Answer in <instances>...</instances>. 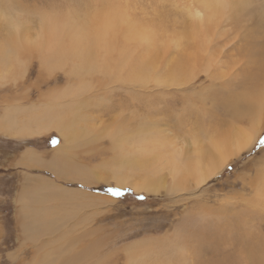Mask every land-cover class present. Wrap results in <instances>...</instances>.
Wrapping results in <instances>:
<instances>
[{"label": "rangeland", "instance_id": "1", "mask_svg": "<svg viewBox=\"0 0 264 264\" xmlns=\"http://www.w3.org/2000/svg\"><path fill=\"white\" fill-rule=\"evenodd\" d=\"M199 1L0 0V12L5 14H0V44L12 28L9 21L19 22L22 29L26 27L35 34L41 31L45 15L69 11L85 20L99 9L121 3L129 4L133 17L150 21L155 28L151 31L155 37L152 52H145L144 41L135 40L138 44L129 49L125 40L118 39L117 44L125 45L126 53L108 56L96 53L93 60L80 68V75H75L69 69V62L66 61L68 66L56 67L58 63L44 62L46 57L32 48V52L26 53L30 55L24 66L0 78V249H3L0 264H4L7 255L21 248L31 250L32 262L40 249L50 253L47 260L51 264H264V183L243 161L236 162L241 156L257 159L264 156L259 144L252 147L257 139L232 154L228 162L233 163L234 170L225 171L223 167L219 179H215L216 174L207 182L195 185L184 177V184L175 189L169 184L171 175L166 171L164 177L168 182L156 193L119 186L117 179L112 178L115 174L111 176L108 166L107 170L104 166L105 161L111 162L113 155L118 154L112 149L113 132L120 131V139L130 137L134 143L139 142L138 137L144 132H154L162 138L169 136L173 139L170 138V145L179 152L186 151L189 143L198 137L207 142L214 134L233 132L252 124L246 111L249 105L236 102L240 93L257 92L264 86V60L260 62V59L255 66L247 63L249 51L264 50V0H234L241 2L239 8H229L224 17L210 23L203 19L201 44L206 33L213 37L207 39L210 43L201 55L195 47V38L189 29L183 28L188 8L191 12L209 13ZM63 20L57 15L55 21ZM208 52L216 56H208ZM145 54L150 57L146 58ZM66 62L64 58L59 60ZM174 66L180 70L178 79ZM182 68L187 71L194 68V77L187 81L180 79L188 76ZM80 80H85L84 86L91 85L76 96L89 99L87 107L84 106L90 115L88 130L98 135L100 131L103 133H100L102 137L96 134L91 142L81 136L76 150L77 162L89 166V178L86 175L83 178L92 181L91 185L83 183L81 189L94 195L69 206L66 203L68 208L76 204L78 207L73 208L76 212L66 210L70 217L50 232L28 235L21 211L16 210L17 197L23 188L21 170L26 168V174L31 177L50 172L34 169L39 167L36 165L23 167L22 157L28 158L24 151L29 148L47 151L49 156L44 158L47 163L50 151L62 138L56 130L17 136L4 128L3 114L15 109L33 116L46 103L50 106L61 103L56 100L59 92L69 85L76 86ZM257 126L256 137L264 132V116ZM53 138L59 141L55 146L51 143ZM100 164L102 170L97 167ZM91 172L96 176H91ZM61 182L59 185L78 188L70 180ZM111 188L128 191L117 197L109 192ZM140 195L148 199L140 202ZM48 204L57 206V201ZM59 244L63 246L57 247ZM133 247L139 249L138 255Z\"/></svg>", "mask_w": 264, "mask_h": 264}, {"label": "bare ground", "instance_id": "2", "mask_svg": "<svg viewBox=\"0 0 264 264\" xmlns=\"http://www.w3.org/2000/svg\"><path fill=\"white\" fill-rule=\"evenodd\" d=\"M199 2L209 10V13L199 11V13L195 11L191 12L188 8L189 15H187L186 20L183 21V28H185V30L189 29L191 37L196 40L195 47L201 55L205 53L204 47L210 43L207 39H212L213 37L206 33L203 44H201L203 19H206L210 23L215 18L219 19L220 17H224V12L228 11L229 8H239L241 2H235L234 0H200ZM128 6L127 3H121L119 5L116 4V7L113 8L108 7L105 10L99 9V11L94 12L91 18L87 17L85 20H81L80 17L76 16L77 14H72L69 11L63 14L45 15L43 25H40L41 31L35 34H32L26 27L22 29L20 27L21 23L9 21L12 28L5 42L0 44V78L4 77L6 74H11L9 73L10 71L24 66L27 57L30 55L26 53L32 52V48L39 50L41 56L46 57L44 62L54 61L58 63L55 65L56 67L68 66L67 62H69V69L71 73L75 75H80L78 73L80 68H83L87 62L93 60L94 54L100 53L102 56H108L116 52L120 54L126 53L127 49L125 45H128L130 49V46L138 44L135 40L144 41L146 43L145 52H152L153 48L151 47L155 45V37L152 35L151 31L155 29L153 28L154 25L150 21H144L133 17L130 14L131 11L129 12L128 10ZM244 9L245 8H243L242 11ZM0 14L5 15L2 11ZM57 15H59L60 19L63 18L64 20L56 22ZM157 24L159 23L155 25ZM158 26L159 25H157V27ZM197 38L199 39L198 41ZM118 39L125 40V45L117 44ZM148 43H151V45L148 46ZM256 52L257 54H254ZM262 52H264L263 49H253L249 51V57L247 56L248 59L246 58L247 63L255 66L263 61L264 55H262ZM24 53L26 54L24 57L26 58L25 60L22 56ZM207 55L216 56V53L209 55L208 52ZM145 57L148 58L150 56L145 54ZM60 58H64L65 62L67 61L66 64L59 63ZM153 61L156 62L155 59H153ZM74 65L77 66L74 68ZM93 67H96V65L94 64ZM193 69L187 71V69L182 68L183 72H188V76L180 79L187 81V79L190 78L191 80L192 77H194V73L192 72ZM173 70L174 73L176 72V79H178L180 73L178 66H174ZM84 82L85 80H80L76 86L69 85L64 88L63 91L59 92V96L56 99L61 103L53 104V106H50V103H46L40 106L41 108H38V111L35 110L36 114L33 116L29 115L31 113H22L20 110L15 109L7 111L3 114V123L5 129L14 131L17 136H23L25 134L34 135L39 132L56 130L60 134L62 142L59 144L57 150L54 151L56 152L54 159L57 160H54V162L52 160V165L57 168L54 169L60 174L63 172L61 170L60 172L58 168H63L64 171L69 173L74 172L76 175H79L84 182L91 185L92 181L86 179L89 178V173H87L88 168H78L71 164L72 160L65 162L60 157L63 151L76 156V150L79 148L81 136L85 140L87 139V142H91L95 139L97 134V132L92 133L88 130L89 127L87 122L90 121V115L88 114V110L84 109V106L88 103L89 99L81 100L76 98L80 92L87 91L91 88V85L84 86ZM64 98H66V100H64ZM237 99L238 101L236 103L249 105V110L246 109V111L249 115V121L250 123L252 122V124H249L250 126L247 128H237L233 132H226L221 135L212 132L214 136L212 135V137H209L207 142H204V139L202 141V136L200 137L201 142L198 137V139L196 138L198 141L193 139L195 142L192 140L191 143H189L186 151L183 149V151L179 152H176V149L172 148L170 145L169 141H171L172 138L169 136L168 139L164 138L165 136H163V138L161 136L159 137V134L156 133V135L154 132H144L142 136L138 137L141 138L139 142L134 143L130 137L124 138L123 140L120 139V131L113 132L112 136H114L113 134L115 133L116 139L112 137V143L115 141L112 149L116 150L118 154L113 155L115 157L109 160L111 162L105 161V169L107 170L108 166V173H110L111 176L115 174L112 178L117 179V183L120 184L119 186H132L136 192H158L159 189L168 182L166 181V177H164L166 171L168 175H171L169 184L175 189L184 184L185 178L191 182H195V185H201L207 182L212 176L218 174L222 170L225 163L231 159L234 152L249 145L254 139H257V125H260L261 119H263L264 116V86H261L257 92H242L237 96ZM85 107H87V105ZM77 110L81 113L80 118L82 120L77 116ZM241 116L242 114H240V117ZM16 121L20 123L15 125L14 123ZM126 132L130 136L131 133L129 129H127ZM140 132H142V130ZM100 133L103 135L101 131ZM100 133L99 135L97 134V136L102 137ZM152 134L156 135L155 140H153ZM161 135L163 134L161 133ZM206 136L208 135L206 134ZM142 138H144V140H142ZM146 139L149 142L145 141ZM87 142L85 141V143ZM102 164H100L101 166H97L98 168L100 167L99 169L101 170V167H103ZM92 170L94 171V169ZM104 173H106L105 170ZM84 176L86 177L85 179L83 178ZM91 176L96 175H93L91 172ZM43 187L46 189L42 192L23 190L24 193L22 192L23 194L20 195V200L22 202L21 214L25 231L29 230L30 232H35L45 230L49 232L54 226L53 224L57 223V219L62 221L70 217V214H68L66 210H71V213L76 212L73 211V208L78 206L74 204L68 208L69 205L76 202L77 198L79 200L87 198L83 196V193H81L82 195L79 193L77 194L68 189L54 185L51 186L47 183H43ZM54 199L57 201V206H49L48 202L52 203ZM66 203L68 204L67 207L65 206ZM63 238L65 239V236ZM62 245L63 244H59V247H62ZM132 249L138 255L139 249H135V247ZM137 257L139 259V256ZM41 261H43V257L36 256L32 264H42Z\"/></svg>", "mask_w": 264, "mask_h": 264}, {"label": "crops", "instance_id": "3", "mask_svg": "<svg viewBox=\"0 0 264 264\" xmlns=\"http://www.w3.org/2000/svg\"><path fill=\"white\" fill-rule=\"evenodd\" d=\"M39 133H44V132H39ZM35 134H37V133H35ZM58 147H59V144L57 145V147L53 148L52 151H50L49 154H51V156L48 159L49 162H47V163H45V161H44L49 156L47 151H41V150L37 151V149H33V148H29V149L24 151L25 155L28 156V158H26L25 156L22 157V159L24 161V162H22V166L23 165L25 166V164L26 165H31V166L32 165H36V166H39V167H35L34 169L48 170L50 173H47V174L46 173H39L38 175H34L33 174L32 177H31L28 174H26L27 173L25 171L26 168L21 170V174L24 175V178L21 180L22 184H23V188L20 190V192L18 194V197H17L18 198V200H17L18 207H17L16 210L22 211V202L20 200V195H22L24 193L23 190L33 191V192H36V191L42 192V191H44L46 189V188L43 187V183H47V184H49L51 186L54 185V186L62 187L64 189H68L70 191L76 192L77 194L78 193L79 194L83 193V196L87 197V198H88V196L90 194L94 195V193H90L89 191H85V190L81 189V188H83V183H84V185L85 184L89 185V184H87L86 182L82 181L83 179L79 175H76L74 172H71V173L66 172V171L63 170V168L62 169L58 168L59 171L61 170L63 172L62 174L58 173L55 170L57 168H55V166L52 165V160H53V162H54V160L57 161L56 159H54V157L56 156V152H54V151L57 150ZM60 157L65 162L69 161V160H72L71 164L74 165V166H77L78 168L82 169V168H88L89 167L88 165L83 164L82 161L77 162V160H76V157H78L77 155L75 156L73 154H69L66 151L61 152ZM20 169H22V168L20 167ZM62 180H64V181H66V180L69 181L70 180V182L77 183V187L78 188H68L67 186H65L63 184L59 185V182H61ZM88 193H89V195H88ZM96 196H98V198H99V195H96ZM100 197L102 198L103 196H100ZM77 199H76V202L80 201V200H77ZM102 199H104V198H102ZM62 202H63V200H62ZM65 220H67V219H65ZM16 221L19 224V221L17 220V218H16ZM56 221H57V223H54L53 224L54 226L52 228H56L58 226V224L61 223V222L63 223L64 220L61 221L60 219H57ZM24 231H25V228H24ZM25 232L28 233V235H30V234L31 235H36L37 233L38 234L46 233L45 230L35 231V232H30L29 230H27ZM57 247H59V245H57ZM49 254L50 253L46 254L42 249H40V251L37 254V256H41V257H43V260H45V263H42V261H41L42 264H49L50 263L49 259L47 260V258H48L47 255H49Z\"/></svg>", "mask_w": 264, "mask_h": 264}, {"label": "snow or ice", "instance_id": "4", "mask_svg": "<svg viewBox=\"0 0 264 264\" xmlns=\"http://www.w3.org/2000/svg\"><path fill=\"white\" fill-rule=\"evenodd\" d=\"M194 7H200L199 4H194ZM262 55H264V52H262ZM51 143L55 146L59 143V141L56 138H53ZM257 144L261 146V151H264V133H261L257 137L256 143L253 144V149L256 148ZM251 151V150H250ZM243 161L245 165L253 170L254 175L258 176L262 183H264V156H260L257 158H249L248 156H241L237 159V163ZM225 171H233L234 165L232 162H227L224 165ZM220 174L218 173L215 177V179H219ZM125 191H128L126 189H117V188H111L109 189V192L113 196H121ZM148 199V197L144 195H140L138 197V200L140 202H144ZM0 251H3V249H0ZM31 250L27 248H21L17 249L13 252H11L9 255L6 256L4 259V264H32L31 261Z\"/></svg>", "mask_w": 264, "mask_h": 264}, {"label": "trees", "instance_id": "5", "mask_svg": "<svg viewBox=\"0 0 264 264\" xmlns=\"http://www.w3.org/2000/svg\"><path fill=\"white\" fill-rule=\"evenodd\" d=\"M264 133V132H263Z\"/></svg>", "mask_w": 264, "mask_h": 264}]
</instances>
